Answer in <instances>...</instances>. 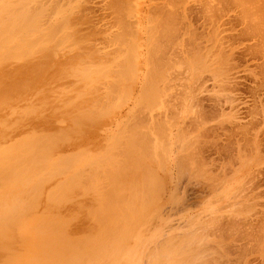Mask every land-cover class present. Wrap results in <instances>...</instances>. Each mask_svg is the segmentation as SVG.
Returning a JSON list of instances; mask_svg holds the SVG:
<instances>
[{"label": "rangeland", "instance_id": "obj_1", "mask_svg": "<svg viewBox=\"0 0 264 264\" xmlns=\"http://www.w3.org/2000/svg\"><path fill=\"white\" fill-rule=\"evenodd\" d=\"M114 1L116 0H0V20L1 18L5 19L4 22L0 21V25L8 23L7 26H10L11 29L2 40L7 43V46L0 44V54L6 48L20 46L23 39L36 43L40 39V34L42 40L51 38L50 42L45 43L44 46L37 45L36 48L34 43L30 54H27L22 58L23 60L21 59L16 64L18 67H23L32 59H36L35 56L39 55L37 50L44 49L43 47L45 50L49 49L46 55L42 54L46 57L42 63L34 65V73H30V75L27 68L24 69V73L27 72L25 74L21 72L22 70L17 72L18 79L22 81L34 77L37 81L36 86L17 95H11V100L8 98L10 102L0 99V137L4 134V137L2 136L0 139V264H84L85 261V264H178L182 258V262H180L182 264L185 262L190 264L193 258V261H198L199 264L204 262V264H264V0H120L121 4L129 10L128 14L125 13L126 15L121 16L122 20L124 19L122 24L127 23L128 34L132 35L124 37L126 42L123 39L119 40L122 31L121 26H118L120 25L118 23L119 14L117 9H114L116 7ZM117 1L119 4V0ZM19 15L23 18L20 19ZM168 18L171 20L169 21ZM166 21H169L168 24ZM153 23H157L156 28L152 26ZM163 23L164 26H162ZM59 24L64 27L61 28ZM158 24L161 25L160 29ZM52 26H56L58 29H52ZM162 28L170 30L168 29L165 33ZM48 29L52 30V33ZM66 33L69 34L66 35ZM70 34L72 35L69 36ZM128 37H132L129 38L132 41H129ZM133 37H135L134 40ZM71 38L75 39L71 40ZM59 40L62 41L59 43ZM19 51L23 52L24 46L20 47ZM53 53L55 54L53 55ZM88 53L90 54L89 59L87 58ZM218 53L222 57H218L216 55ZM213 54L214 56H212ZM128 55L132 57L134 63L136 62L131 71L132 76H128V74L126 76L123 71V69L125 70L124 59ZM223 55L226 60L225 65H221L224 63V61L221 62ZM71 56H74L73 59ZM66 58L72 60L67 62ZM81 58L83 62H81ZM203 58L206 62H203ZM49 60L51 61L49 62ZM65 60L67 63H62L64 65L62 67L61 62ZM44 61L46 62L43 64ZM197 61L198 63L199 61L203 62L199 63L201 68ZM57 62L58 64L60 62L59 66ZM76 63L79 64L76 65ZM93 63L97 65H91ZM152 64L155 65L152 66ZM196 64L200 69L194 66ZM79 65L80 67H78ZM81 65H84V68ZM14 67H8V70H13ZM88 67L91 71L93 69V73L90 70H84L86 73L81 72L83 75H80V71L88 69ZM194 67L196 68L194 69ZM70 68H73L74 72H71ZM150 68L154 70L151 71ZM94 70L100 71L95 74ZM120 70L123 72L120 73ZM196 71L199 74L196 75ZM65 72L71 75L70 79ZM87 72L94 75L90 74V77ZM134 72L135 76H133ZM154 72L158 75L161 73V75L155 76ZM76 73L79 75L78 77ZM145 73L148 75L146 80H144ZM223 73H226V77ZM124 74L125 76H123ZM88 75L89 82L85 80ZM149 75L151 78L153 75L152 80L155 83L149 80L151 79ZM57 76H61L58 81L62 79V76L67 79L58 82L55 81ZM79 77H83L84 80ZM92 77L95 78L92 79ZM125 77L127 80L123 79ZM75 78L78 79L75 80ZM223 78H226V81ZM65 80L67 81L64 82ZM73 80L74 83L75 81L81 82L80 84L76 82L77 84L72 87ZM146 81H149L147 85H145ZM56 82L58 83L55 84ZM85 82L87 85L83 84ZM47 83L49 84L47 85ZM150 83L153 85L150 86ZM40 85L42 88H39ZM60 85L65 90L69 86V89L65 91L61 89ZM52 86H55V89L51 88ZM48 87L52 89V92ZM153 87L155 88L153 89ZM44 88H48L46 94L49 93L46 96L49 97L55 91V96L54 93L52 95L53 99L44 98ZM32 90L37 91L32 94ZM61 93L62 95L58 97ZM141 95H144V98H141ZM13 96L14 98H12ZM31 97L32 101L28 99ZM36 98L38 101H35ZM46 98L49 101L45 100V104L44 102L39 103L40 99L42 102V99ZM55 100V106L54 104L51 106L50 104ZM77 101H79L78 104L75 103ZM34 102H38V105L32 104ZM60 102L62 103L60 104ZM48 104L49 107H46ZM6 105L8 107H5ZM10 106H15L13 107L15 110ZM50 107L52 108L50 109ZM57 107L58 112L54 113L52 110ZM77 107L79 111L80 109L84 110V113L85 111L91 112L88 114L89 119L85 118L86 114L85 116L84 113H80L81 117L84 116L83 120L86 122L88 120V123L81 124L83 131H81L79 123L76 125V121H74L76 117L73 112L71 115L69 113V109L73 110L74 108L73 111L77 112L75 115H78ZM98 107H102V111L101 109L96 110ZM104 107L107 110L104 111ZM20 108H23L24 111L28 110L29 117H24L22 110L18 113ZM59 108H61L60 111ZM44 109L46 110L44 111ZM47 109H50V114ZM66 110L67 117L64 113ZM11 112L16 113L19 117ZM42 112L45 114H41ZM9 114L11 115L8 117ZM63 114H65L64 117ZM68 114L72 118L74 117L71 119L73 123L75 122L73 133L69 129L67 130V128H73V123L66 121L68 118L70 120ZM95 115L99 118V120L96 119L97 122H95V118L94 121L90 118ZM79 118L78 115L77 122L80 121ZM44 119L45 121H43ZM53 119H59V122L65 121L60 123L57 121L58 124H56L55 120L53 125ZM90 119L92 121L90 123L93 125L89 123ZM14 123L18 125V127L14 126L15 129L11 127V124ZM86 124H90V126L88 127ZM19 126L21 127L19 128ZM49 126L51 127L49 128ZM58 127H61L62 130ZM64 128L65 130H63ZM27 129L31 131L27 132ZM2 132L3 134H1ZM127 134L129 137L131 134V136L138 135L140 139L145 136L144 139L147 141L145 140V142L143 139L141 142L137 136L135 138L133 136L130 139L138 140L137 143L135 140L133 143V141H129V137L125 136ZM160 135L161 137H159ZM120 136H123L122 140ZM16 139H19L20 145L15 144ZM116 139L119 141L118 143H116ZM23 142L27 143V146L29 143V147L27 148ZM130 142L138 148L131 147ZM12 143H14L13 146L15 145L14 148L17 146L15 150L11 146ZM123 143L129 144L128 149ZM143 143L146 145L148 143L145 149L144 145L142 146ZM8 144L9 149L5 151ZM118 145L123 146L124 149H122L123 147L118 148ZM30 147L34 148L30 149ZM111 148L114 149V153L111 152ZM147 148L150 151L146 152ZM21 149L23 150L21 151ZM48 151L51 152L48 153ZM107 151L110 152L107 153ZM24 153H27L28 157ZM106 153L109 155L108 157L116 155L114 158L111 157L113 159L109 158L108 162V157L105 159L106 155L102 156ZM148 153L152 156L149 157L151 161L148 159ZM127 154H129L128 157H126ZM124 155L125 158L122 157ZM12 156L14 157L12 158ZM17 156L25 161L23 160L22 163V159L18 160ZM98 156L101 157V162L97 160ZM2 157H4L3 162L1 161ZM8 157L12 159H8ZM142 157L147 158H144V164L141 163L143 162ZM104 159L107 161L105 162ZM17 160L20 162L16 164ZM13 161H16L15 164L12 163ZM98 161L100 167L103 168L98 167ZM5 163H8L9 168L4 167L3 169V166H6ZM134 164H136L134 167L136 169L133 168ZM93 173L99 176H96L95 179ZM104 180L108 182L106 185ZM86 181L87 183L94 181L95 184L92 183L93 185L89 186ZM100 183L101 185H99ZM3 185L4 187H2ZM66 185L68 187L70 185L69 189ZM77 185H86L88 194L81 191L80 193L76 188ZM91 187L93 189L90 190ZM63 190L66 193H63ZM99 190L101 191L99 192ZM92 192L95 194L92 195ZM30 193L33 194V197ZM64 194L67 195V198ZM104 195L106 198L103 197ZM90 204L92 207H89ZM83 205L85 206L83 207ZM90 212L91 214H89ZM94 213L95 218H91ZM88 214L89 216L86 217ZM123 219H127L126 222ZM127 221L128 224L130 223L129 225ZM99 222L101 226H99ZM109 230H112V234ZM60 235L62 236L60 237ZM99 236H102L101 239ZM95 237H98L97 241ZM89 238L91 239L89 240ZM168 245L171 251L167 249ZM173 245L174 247H172ZM176 246H180V248ZM171 247L177 251L173 252ZM190 250L193 254H188ZM102 253L105 254L104 257ZM88 254L87 258H90V262L92 259V263L86 258ZM81 255L84 259L83 262H81ZM78 256L81 257L78 258ZM176 259L178 263L175 262ZM188 260L190 262H187ZM193 261L191 264H198Z\"/></svg>", "mask_w": 264, "mask_h": 264}, {"label": "bare ground", "instance_id": "obj_2", "mask_svg": "<svg viewBox=\"0 0 264 264\" xmlns=\"http://www.w3.org/2000/svg\"><path fill=\"white\" fill-rule=\"evenodd\" d=\"M247 1H248V0H247ZM114 2H116V7H114V9H115V10L117 9V13L120 15V16L118 15L119 20H118V18H117V20L119 21L118 23L120 24V25H118V26H121V28H120V27H119V28H120L121 31H122V32L120 33V35H119V40H122V39H123V40L126 42V39H125V38L127 37V35H131V34H128V33H129V30L127 31V28H126V27H127V26H126L127 23L125 22L126 24H125V23L122 24V23L124 22V19L122 20V17H123V15L128 14V11H129V10L126 9V8L124 7V5L121 4L120 0H119V4H118V1H117V0L114 1ZM249 2H250V1H249ZM169 3H170V2H169ZM243 3H244V2H243ZM253 3H255V2H253ZM238 4H239V3H238ZM246 4H247V3H246ZM258 4H259V3H258ZM263 4H264V3H263ZM170 5H171V4H170ZM250 5H251V4H250ZM245 6H246V5H245ZM245 6H244V7H245ZM172 7H173V6H172ZM242 7H243V6H242ZM251 7H252V6H251ZM251 7H250V8H251ZM111 8H112V7H111ZM246 8H247V7H246ZM254 8H255V7H254ZM262 8H263V7H262ZM256 10H257V9H256ZM39 12H40V11H39ZM41 12H42V11H41ZM244 12H245V10H244ZM244 12H243V14H244ZM254 12H255V10H254ZM67 13H69V12H67ZM125 13H126V14H125ZM246 13H247V12H246ZM43 14H44V13H43ZM69 14H70V13H69ZM63 15H64V14H63ZM63 15H62V16H63ZM164 15H165V14H164ZM168 15H169V14H168ZM19 16H20V15H19ZM41 16H42V15H41ZM66 16H67V15H66ZM121 16H122V17H121ZM244 16H245V15H244ZM247 16H248V15H247ZM21 17H22V16H20V19H21ZM165 17H167V16H165ZM260 17H261V16H260ZM22 18H23V17H22ZM28 18H29V16H28ZM28 18L26 17V19H28ZM155 18H156V17H155ZM245 18H246V17H245ZM258 18H259V17H258ZM36 19H37V17H36ZM42 19H43V18H42ZM166 19H167V18H166ZM172 19H173V17H172ZM249 19H250V18H249ZM252 19H253V18H252ZM4 20H5V19L2 20V18H1L0 21L4 22ZM22 20H23V19H22ZM24 20H25V18H24ZM28 20H29V19H28ZM28 20H27V22H28ZM62 20L64 21V19H62ZM115 20H116V19H115ZM168 20H169V18H168ZM170 20H171V18H170ZM170 20H169V21H170ZM39 21H40V20H39ZM50 21H52V20H50ZM122 21H123V22H122ZM169 21H166V23L169 22ZM248 21H249V20H248ZM252 21H253V20H252ZM2 22H1V23H2ZM6 22H8V21L6 20ZM29 22H30V21H29ZM48 22H49V21H48ZM61 22H62V21H61ZM66 22H67V21H66ZM115 22H117V21H115ZM146 22H147V21H146ZM148 22H149V21H148ZM59 23H60V22H59ZM67 23H68V22H67ZM161 23H162V22H161ZM252 23H253V22H252ZM7 24H8V23H6V25H0V44H1L2 46H3V45H4V46H7V43H6L5 41H2V40L4 39L5 34H7V33L9 32V30H11V29H10V26H7ZM19 24H20V22H19ZM49 24H50V23H49ZM55 24H56V23H55ZM57 24H58V21H57ZM62 24H63V23H62ZM154 24H155V25H154ZM167 24H168V23H167ZM169 24H170V23H169ZM254 24H255V23H254ZM11 25H12V24H11ZM28 25H29V24H28ZM59 25H60V24H59ZM71 25H72V24H71ZM124 25H125V26H124ZM156 25H157V23H153L152 26H154V27L156 28V27H157ZM158 25H159V24H158ZM164 25H165V24L163 23L162 26H164ZM60 26H61V25H60ZM67 26H68V25H67ZM160 26H161V25H159V29H160ZM166 26H168V25H166ZM249 26H250V25H249ZM14 27H16V26H14ZM62 27H64V26H61V28H62ZM172 27H173V25H172ZM12 28H13V27H12ZM53 28L56 29L57 27H56V26H54V27L52 26V29H53ZM78 28H79V27H78ZM165 28H166V27H165ZM175 28H176V27H175ZM19 29H20V28H19ZM39 29H40V28H39ZM57 29H58V28H57ZM122 29H123V30H122ZM145 29H146V28H145ZM151 29H152V27L150 28V30H151ZM153 29H154V28H153ZM168 29H169V28H168ZM168 29H164V28H162V30H165V31H164L165 33H166V31H168ZM170 29H171V27H170ZM170 29H169V30H170ZM14 30H16V29H14ZM48 30H49V29H48ZM146 30H147V29H146ZM150 30H149V31H150ZM252 30H253V29H252ZM263 30H264V29H263ZM12 31H13V29H12ZM16 31H17V30H16ZM49 31H51V33H52V30H49ZM18 32H19V31H18ZM53 32H54V31H53ZM63 32H64V31H63ZM74 32H75V31H74ZM131 32H132V31H131ZM150 32H151V31H150ZM16 33H17V32H16ZM51 33H49L50 36H52ZM151 33H152V32H151ZM12 34H13V33H12ZM47 34H48V32H47ZM68 34H69V33H68ZM68 34L66 33V35H68ZM77 34H78V33H77ZM77 34H76V35H77ZM22 35H23V34H22ZM44 35H45V33H44ZM44 35H43V36H44ZM61 35H63V34H61ZM71 35H72V34H70L69 36H71ZM154 35H155V34H154ZM154 35H153V36H154ZM40 36H41V34H40ZM40 36H39V38H40L39 40H38V38H35V39L38 40L36 43H35V41L33 42V41H28V40H26V39H23V40L21 41L22 44H20V46L18 45V46H15V47L13 46V47L6 48V49L3 51V53L0 54V99H2V100H3V99L8 100V98H10L11 95H17V94H19V93H21V92H23V91H25V90H27V89H32L34 86H36L37 81H35L34 77H30V78H32V79L27 78L28 80H26V81H22V80L18 79L17 76H19V74L17 75V72H20V71L22 70L21 72H23V74H25V73H27V72L24 73V69L27 68L29 74H30V73H34L33 71H34V69H35L36 64H39L40 62L42 63L43 59L46 58L45 56H42V54H45V55H46V54L48 53V50H49V49H48V50H45V47H43L44 49H39V50H37V53H39V55H38L37 57L35 56V58L38 59V60H36V59H32V60L30 61V63H28L27 65L24 64L23 67H18L16 64H17V63H18L23 57H26L27 54H30L31 49H32L34 43L36 44L35 47L37 48V45H39V46H42V45H43V46H44L45 43L50 42V39H51V38H50V39L48 38V39L45 40V39L42 37V38H43V40H42ZM53 36H54V35H53ZM59 36H60V35H59ZM77 36H78V35H77ZM79 36H80V34H79ZM131 36H132V35H131ZM8 37H9V36H8ZM10 37H11V36H10ZM14 37H15V36H14ZM26 37H27V36H26ZM37 37H38V36H37ZM64 37H65V36H64ZM81 37H82V36H81ZM124 37H125V38H124ZM24 38H25V37H24ZM58 38H59V37H58ZM60 38H61V37H60ZM62 38H63V37H62ZM66 38H67V37H66ZM72 38H73V37H72ZM72 38H71V40H74V39H75V38H74V39H72ZM115 38H116V37H115ZM120 38H121V39H120ZM129 38H130V37H128V39H129ZM131 38H132V37H131ZM131 38H130V39H131ZM134 38H135V37H133V40H134ZM35 39H34V40H35ZM78 39H79V37H78ZM130 39H129V41H132V40H130ZM64 40H65V38H64ZM114 40H115V39H114ZM166 40H167V39H166ZM8 41H9V40H8ZM51 41H52V40H51ZM56 41H57V40H56ZM56 41H54V42H56ZM60 41H62V40H59L58 42L60 43ZM124 41H122V42H124ZM127 41H128V40H127ZM184 41H185V40H184ZM196 41H197V40H196ZM208 41H209V40H208ZM210 41H211V40H210ZM68 42H69V41H68ZM14 43H15V42H14ZM56 43H57V42H56ZM63 43H64V42H63ZM216 43H217V42H216ZM70 44H71V43H70ZM125 44H126V43H125ZM129 44H130V43H129ZM53 45H54V44H53ZM59 45H60V44H59ZM222 45H223V44H222ZM22 46H24V51H23V52H21V51L18 52V49H19L20 47L22 48ZM50 46H51V45H50ZM128 46H129V45H128ZM151 46L153 47V45H150V47H151ZM35 47H34V49H35ZM57 47H58V45H57ZM65 47H66V46H65ZM72 47H73V46H72ZM218 47H219V46H218ZM47 48H48V47H47ZM95 48H96V47H95ZM227 48H228V47H227ZM50 49H51V47H50ZM84 49H85V48H84ZM128 49H129V48H128ZM148 49H149V48H148ZM148 49H147V50H148ZM153 49H155V48H153ZM219 49H220V48H219ZM52 50H53V49H52ZM77 50H78V48H77ZM149 50L153 51L151 48H150ZM149 50H148V51H149ZM155 50H156V49H155ZM195 50H196V49H195ZM209 50H210V49H209ZM220 50H222V49H220ZM223 50H224V49H223ZM50 51H51V50H50ZM94 51H95V50H94ZM148 51H147V52H148ZM151 51H150V52H151ZM206 51H207V50H206ZM213 51H214V50H213ZM215 51H216V50H215ZM20 52H21V53H20ZM52 52H53V51H52ZM54 52H55V51H54ZM77 52H78V51H77ZM79 52H80V51H79ZM79 52H78V53H79ZM81 52H82V51H81ZM125 52H126V51H125ZM34 53H35V52H34ZM37 53H36V54H37ZM50 53H51V52H50ZM73 53H74V52H73ZM152 53L155 54V52H152ZM204 53H205V52H204ZM219 53H221V51H219ZM219 53L216 54V55H217L218 57H222V56L219 55ZM54 54H55V53H53V55H54ZM80 54H81V53H80ZM94 54H95V53H94ZM123 54H124V53H123ZM150 54H151V53H150ZM200 54H201V53H200ZM202 54H203V53H202ZM206 54H207V55H210L209 53H206ZM214 54H215V52H214ZM214 54H213L212 56H214ZM33 55H35V54H33ZM71 55H72V54H71ZM74 55H75V57H76V54H74ZM89 55H90V54L88 53V57H87L88 59H89ZM207 55H205V56H207ZM82 56H83V55H82ZM84 56H85V55H84ZM123 56H126V55H123ZM152 56H153V54H152ZM195 56H196V55H195ZM201 56H202V55H201ZM28 57H29V56H28ZM53 57H54V56H53ZM53 57H52V58H53ZM72 57H74V56H71V58H72ZM77 57H78V56H77ZM90 57H91V56H90ZM192 57H193V56H192ZM198 57H200V56H198ZM207 57H208V56H207ZM33 58H34V57H33ZM114 58H115V57H114ZM122 58H123V57H122ZM125 58H126V59H124V60H125V61H124V64H125V70L123 69V71H125L126 76H127V74H128V76H129V75H131V73H132L131 71H132V69L134 68V64H135L136 62L134 63V61H133V59H132V57H131L130 55H128V56L125 57ZM204 58H205V57H204ZM204 58H203V59H204ZM59 59H60V58H59ZM66 59H67V62H68V61L70 62L73 58L70 59V60H68L69 58H66ZM74 59H75V58H74ZM81 59H82V58H81ZM199 59H200V58H199ZM208 59H209V58H208ZM208 59H207V61H208ZM215 59H216V58H215ZM220 59H221V58H220ZM220 59H219V60H220ZM22 60H23V59H22ZM28 60H29V59H28ZM53 60H54V58H53ZM60 60H61V59H60ZM76 60H77V58H76ZM85 60H87V59H85ZM193 60L196 61V59H193ZM197 60H198V59H197ZM209 60H210V59H209ZM50 61H51V60H49V62H50ZM55 61H56V60H55ZM73 61H75V60H73ZM78 61H79V60H78ZM78 61H77V62H78ZM113 61H114V59H113ZM156 61H157V60H156ZM204 61H205V59L203 60V62H204ZM223 61H224V63H223ZM225 61H226V60H225V56L223 55V59L221 60V62H222L223 64H221V63H220V64H221V65H225ZM45 62H46V61H44L43 64H44ZM60 62H61V61H60ZM60 62H59V64H58V62H57L58 66L60 65ZM65 62H66V60L63 61V62H61V65H62V63L64 64ZM67 62H66V63H67ZM81 62H83V59H82ZM81 62H80V64H81ZM84 62H85V61H84ZM120 62H121V61H120ZM200 62H202V61H199V63H200ZM203 62H202V63H203ZM205 62H206V61H205ZM217 62H220V61H217ZM66 63H65V64H66ZM89 63H90V62H89ZM89 63H87V64H89ZM115 63H116V62H115ZM199 63H198V61H197L198 66L201 64V63H200V64H199ZM226 63H228V62H226ZM22 64H23V63H22ZM22 64H21V65H22ZM43 64H42V66H43ZM68 64H70V63H68ZM68 64H67V66L69 67ZM77 64H79V63H76V65H77ZM197 64L194 65V66L198 67ZM15 65H16V67H14ZM34 65H35V66H34ZM39 65H40V64H39ZM72 65H73V63H72ZM84 65H85V64H84ZM84 65H83V66H84ZM91 65H95V64L93 63V64H91ZM96 65H97V64H96ZM96 65H95V66H96ZM98 65H99V64H98ZM108 65H109V64H108ZM148 65H149V64H148ZM154 65H155V64H154ZM154 65L152 64V66H154ZM160 65H161V64H160ZM211 65H213V64H211ZM28 66H30V67L28 68ZM42 66H41V68H42ZM55 66H56V65H55ZM63 66H64V65H62V67H63ZM83 66L81 65L82 68H84ZM89 66H90V65H89ZM106 66H107V65H106ZM152 66H151V68H153ZM8 67H14V69H13V70H10V69H9V70H10V71H9V70H8ZM52 67H53V66H52ZM78 67H80V65H79ZM93 67H94V66H93ZM104 67H105V66H104ZM104 67H103V68H104ZM119 67H120V66H119ZM149 67H150V66H149ZM155 67H156V66H155ZM196 67H194V69H195ZM199 67L201 68V65H200ZM199 67H198V68H199ZM64 68H65V67H64ZM73 68H74V67H73ZM73 68H70V69H71V72L73 71V70H72ZM82 68H81V69H82ZM90 68H91V67H90ZM95 68H96V67H95ZM99 68H100V66H99ZM99 68H98V69H99ZM101 68H102V67H101ZM138 68H139V67H138ZM151 68H150V69H151ZM200 68H199V69H200ZM76 69H77V67H76ZM150 69H149V70H150ZM165 69H166V68H165ZM19 70H20V71H19ZM60 70H62V68H60ZM67 70H68V69H67ZM74 70H75V68H74ZM77 70L79 71V69H77ZM84 70L86 71V70H90V69H89V67H88V69L86 68V69H83V71L81 70V71H80V75H83V74H81V72H82V73L85 72ZM121 70H122V68H121ZM121 70H120V73L123 72V71H121ZM153 70H154V69H151V71H153ZM160 70H161V69H160ZM90 71H91V70H90ZM92 71H93V69H92ZM92 71H91V72H92ZM98 71H100V70H98ZM98 71H97V70H96V71L94 70L95 74H98ZM114 71H115V70H114ZM118 71H119V70H118ZM146 71H147V70H146ZM197 71H198V69H197ZM197 71H196V75H197V73H198ZM222 71H223V69H222ZM224 71H225V70H224ZM227 71H228V70H227ZM37 72L40 73L39 70H37ZM47 72H48V70H47ZM58 72H59V71H58ZM63 72H64V71H63ZM73 72H74V71H73ZM88 72H89V71H88ZM88 72H87V73H88ZM116 72H117V71H116ZM147 72H148V71H147ZM48 73H50V71H49ZM48 73H47V74H48ZM65 73H66V72H65ZM65 73H64V74H65ZM77 73H78V72H77ZM77 73H76V75H77V77H78L79 75H78ZM85 73H86V72H85ZM85 73H84V74H85ZM92 73H93V72H92ZM108 73H109V72H108ZM137 73H138V71H137ZM150 73H151V72H150ZM152 73H153V72H152ZM155 73H156V72H154V74H155ZM44 74H45V73H44ZM67 74H68V73H66V76H68V77L71 76V75H69V74L67 75ZM72 74H73V73H72ZM74 74H75V73H74ZM88 74L90 75L91 73H88ZM125 74H124L123 76H125ZM132 74H133V73H132ZM198 74H199V73H198ZM223 74H225V77H226V73H223ZM223 74H222V75H223ZM30 75H31V74H30ZM48 75H49V74H48ZM54 75H55V74H54ZM89 75H88V77L85 76V77H87V78H85V80L88 81V79H89ZM91 75H94V74H91ZM91 75H90V77H91ZM103 75H104V74H103ZM103 75H102V76H103ZM145 75H146V77H145L144 80H146L147 77H148V75H147L146 73H145ZM156 75H158V73H156L155 76H156ZM159 75H161V73H160ZM159 75H158V76H159ZM194 75H195V72H194ZM222 75H221V76H222ZM23 76H25V75H23ZM36 76H37V75H36ZM38 76H39V75H38ZM104 76H105V75H104ZM104 76H103V78H104ZM121 76H122V75H121ZM131 76H132V75H131ZM133 76H135V72H134V75H133ZM151 76H152V78H153V75H151ZM158 76H157V77H158ZM223 76H224V75H223ZM27 77H28V75H27ZM47 77H48V76H47ZM59 77H61V76H57V79L55 78V81H56V80L58 81ZM72 77H73V76H72ZM95 77H98V76H95ZM95 77H92V79L95 78ZM149 77H150V75H149ZM198 77H199V76H198ZM70 78H71V77H69V79H70ZM79 78H82V79L84 80L83 77H79ZM150 78H151V77H150ZM152 78L149 79V80H152ZM62 79L64 80V79H67V78H63V76H62ZM62 79H60V80H62ZM77 79H78V78H75V80H77ZM98 79H99V78H98ZM123 79H124V80H127L126 77L123 78ZM131 79H132V78H131ZM156 79H159V78H156ZM225 79H226V78H225ZM225 79L223 78L224 81H226ZM49 80H51V79H49ZM49 80H48V81H49ZM60 80H59V81H60ZM63 80H62V81H63ZM83 80H82V81H83ZM94 80H96V79H94ZM114 80H116V79H114ZM121 80H122V78H121ZM154 80H155V78H154ZM227 80H228V79H227ZM53 81H54V80H53ZM55 81H54V82H55ZM59 81H58V82H59ZM66 81H67V80H65L64 82H66ZM71 81H72V79H71ZM71 81H70V82H71ZM90 81L93 82L92 80H90ZM128 81H129V80H128ZM220 81H221V80H220ZM58 82H56L55 84H57ZM76 82L78 83V81H75V83H74V80H73V83H72L71 86L74 87L73 85H74V84H77ZM80 82H81V81H79L78 84H80ZM88 82H89V81H88ZM118 82H120V81H118ZM124 82H125V81H124ZM148 82H149V81H146V82H145V83H146L145 85H147ZM152 82H154V81L152 80ZM50 83H51V81H50ZM98 83H99V82H98ZM115 83H116V82H115ZM115 83H114V85H115ZM121 83H122V82H121ZM128 83H129V82H128ZM133 83H134V82H133ZM154 83H155V82H154ZM220 83H222V81H221ZM41 84H42V83H41ZM48 84H49V83H47V85H48ZM52 84H53V83H52ZM70 84H71V83H70ZM83 84H86V82L83 83ZM83 84H82V85H83ZM64 85H65V84H64ZM86 85H87V84H86ZM129 85H130V84H129ZM143 85H144V84H143ZM152 85H153V83H152ZM152 85H151V83H150V86H152ZM154 85H155V84H154ZM50 86H51V84H50ZM55 86H56V85H55ZM55 86H54V87L52 86L51 88L55 89ZM58 86H59V84H58ZM60 86H61V85H60ZM75 86H76V85H75ZM95 86H96V85H95ZM95 86H93L94 89H95ZM141 86H142V85H141ZM225 86H226V85H225ZM43 87H44V86H43ZM45 87H46V86H45ZM66 87H67V86H66ZM77 87H78V85H77ZM130 87H131V86H130ZM144 87L146 88V86H144ZM148 87H149V86H148ZM148 87H147V88H148ZM39 88H42V86L40 85ZM48 88H50V87H48ZM48 88H46V89H48ZM51 88L49 89V91L52 92V89H51ZM59 88H60V87H59ZM87 88H88V87H87ZM91 88H92V87H91ZM93 88H92V89H93ZM124 88H125V87H124ZM154 88H155V87H153V89H154ZM46 89H45V88L43 89V91L45 90V91H44V92H45V94H44V95H45L44 98H45V97H47V98L49 97V96H46V95H48V93H49V92H48V93L46 94V92H47ZM57 89H58V88H57ZM57 89H56V90H57ZM61 89L65 90L62 86H61ZM61 89H60V91H61ZM67 89H69V86L66 88V90H67ZM71 89H72V88H71ZM73 89H74V88H73ZM73 89H72V90H73ZM148 89L150 90V88H148ZM157 89H158V88H157ZM66 90H65V91H66ZM76 90H77V88H76ZM89 90H90V89H89ZM95 90H96V89H95ZM97 90H98V89H97ZM151 90H152V87H151ZM218 90H219V89H218ZM29 91H30V90H29ZM36 91H37V90H36ZM36 91H35V90H32L31 93L33 94V92H36ZM119 91H120V90H119ZM141 91H143V90L141 89ZM144 91H145V90H144ZM44 92H43V93H44ZM57 92H58V91H56V94H58ZM92 92H93V91H92ZM96 92H97V91H96ZM122 92H123V91H122ZM152 92H153V90H152ZM25 93H26V92H25ZM40 93H41V92H40ZM40 93H39V94H40ZM43 93H42V94H43ZM53 93H54V96H55V91H53ZM53 93L51 94V96H50L49 98H51V99L54 98V96H52ZM72 93H73V92H72ZM72 93H71V94H72ZM75 93H76V91H75ZM94 93H95V91H94ZM190 93H191V92H190ZM34 94H35V93H34ZM39 94H38V96H39ZM63 94H64V93H63ZM65 94H66V93H65ZM73 94H74V93H73ZM115 94H117V93H115ZM122 94H123V93H122ZM141 94H143V93H141ZM145 94H147V93H145ZM61 95H62V93H61L60 95H58V97H60ZM68 95H69V94H68ZM124 95H125V94H124ZM20 96H21V95H20ZM141 96H142V95H141ZM143 96H144V95H143ZM143 96H142L141 98H144ZM145 96L147 97V95H145ZM25 97H26V96H25ZM35 97H36V96H35ZM39 97H40V96H39ZM56 97H57V96H56ZM65 97H67V96L65 95ZM65 97H64V98H65ZM126 97H127V96H126ZM139 97H140V96H139ZM146 97H145V98H146ZM12 98H14V96H13ZM47 98H46V99H42V102H41V99H40V102H39V103H43V102H44V104H45V103H46L45 100L49 101ZM64 98H63V99H64ZM67 98H68V97H67ZM157 98H158V97H157ZM28 99H31V101H32V97H31V98H28ZM57 99H58V98H57ZM112 99H113V98H112ZM10 100H11V98H10ZM15 100H16V99H15ZM34 100H35V99H34ZM34 100H33V101H34ZM8 101H9V100H8ZM12 101H13V100H12ZM35 101H38L37 98H36ZM9 102H10V101H9ZM13 102H14V101H13ZM19 102H20V101H19ZM21 102H23V101H21ZM78 102H79V101H77V102H75V103L78 104ZM80 102H81V101H80ZM150 102H151V101H150ZM15 103H16V101H15ZM37 103H38V102H37ZM37 103L34 102V103H32V104H35V105H36ZM57 103H58L57 105H59V102H57ZM61 103H62V102H60V104H61ZM109 103H110V102H109ZM53 104H54V106H55V104H56V100L54 101V103H51L50 105L52 106ZM79 104H80V103H79ZM88 104L90 105L89 102H88ZM188 104H189V103H188ZM7 105H8V104H7ZM7 105H6L5 107H8ZM13 105H14V103H13ZM37 105H38V104H37ZM42 105H43V104H42ZM144 105H145V104H144ZM54 106H53V107H54ZM90 106H91V108H92V105H90ZM110 106H111V105H110ZM116 106H117V105H116ZM145 106H146V105H145ZM2 107H3V106H2ZM10 107L13 108V107H15V106H13V107L10 106ZM17 107H18V106H17ZM20 107H22V106H20ZM23 107H24V106H23ZM28 107H29V106H28ZM46 107H49V104H48V106H46ZM46 107H45V108H46ZM58 107H62V106H58ZM58 107H57V109L53 108V109H55V110H57V111H55V110H52V111H54V113H57V112H58ZM121 107H122V105H121ZM177 107H178V106H177ZM25 108H26V106H25ZM51 108H52V107H50V109H51ZM69 108H71V106H69ZM115 108H116V107H115ZM6 109L11 110L10 108H6ZM13 109H14V108H13ZM50 109H47V111H49ZM71 109H72V108H71ZM76 109H77V111H78V113H79L78 115H79V117H80L78 120H80L81 122H80V121L77 122L78 115H75V112H76V111H75V112L73 111L74 108H73V110H70V109H69L70 112L68 111V112L70 113V115H71V113L73 112L74 116L76 117V119L73 117V118H74V121H76V125H79V124H80V126H81V124L88 123V120H87V122H86L85 120H83V119H84V118H83V117H84L83 115L86 114L87 116L85 115V116H86L85 118L87 119V117H88V119H89L88 114L91 113V112H89V111L86 112V111H85V113H84V110L82 111V110L80 109V111H79L78 107H77ZM76 109H75V110H76ZM97 109H98V110L101 109V111H102V107H101V108L98 107V108H96V110H97ZM105 109H106V108L104 107V111H105ZM0 110H1V109H0ZM14 110H15V109H14ZM21 110H22V111H21ZM45 110H46V109H44V111H45ZM60 110H61V108H59V111H60ZM93 110H94V108H93ZM106 110H107V109H106ZM178 110H179V109H178ZM11 111H13V110H11ZM19 111H21V112L24 114V117H29V116H28V114H29L28 110H25V111H24L23 108H22V109L20 108V109L18 110V113H19ZM23 111H24V112H23ZM36 111H37V110H36ZM9 112H10V111H9ZM15 112H16V111H15ZM21 112H20V113H21ZM38 112H40V111H38ZM65 112H67V110L64 111V113H65ZM174 112H175V111H174ZM11 113H14V112H11ZM16 113H17V112H16ZM16 113H14L15 116L19 117L18 115H16ZM22 113H21V114H22ZM34 113H35V112H34ZM51 113L54 114L53 112H51ZM76 113H77V112H76ZM80 113H84V114L82 115L83 117H81ZM262 113H263V112L261 111V114H262ZM21 114H20V115H21ZM25 114H26V115H25ZM41 114H45V113L42 112ZM49 114H50V111H49ZM65 114H66V113H65ZM65 114H63V117L65 116ZM73 114H72V116H73ZM256 114H258V112H256ZM0 115H1V114H0ZM10 115H11V114H9L8 117H9ZM91 115H93V114H91ZM252 115H253V114H252ZM13 116H14V115H13ZM44 116H45V115H44ZM48 116H49V115H48ZM52 116H54V115H52ZM93 116H94V115H93ZM42 117H43V115H42ZM55 117H56V116H55ZM66 117H67V114H66ZM68 117H70V120H69V118H68L66 121H71V122L73 123V121L71 120V119H73V118H72L71 116H69V114H68ZM135 117H136V116H135ZM56 118H57V117H56ZM60 118H62V117L60 116ZM60 118H59V119H60ZM82 118H83V119H82ZM90 118H92L93 121H94V118H95V122H97V121L99 120V118L97 117V115H95V117H90ZM97 118H98V120H96ZM39 119H40V117H39ZM41 119H43V118H41ZM59 119H58V120L53 119L54 121L52 122V124L55 122V120H56L55 123L58 124ZM134 119H135V118H134ZM3 120H4V119H3ZM20 120H21V119H20ZM48 120H49V119H48ZM50 120H51V119H50ZM43 121H45V119H44ZM57 121H58V122H57ZM62 121H65V120H61L60 122H62ZM199 121H200V120H199ZM2 122H3V121H2ZM2 122H1V123H2ZM5 122H6V121H5ZM7 122H9V121H7ZM46 122H48V121L46 120ZM60 122H59V123H60ZM90 122H92L91 119H90L89 123H90ZM161 122H162V121H161ZM21 123H22V122H21ZM21 123H19V124L21 125ZM49 123L51 124V122H49ZM74 123H75V122H74ZM74 123H73V125H72L73 128H67V130L69 129V131L72 132V133H73V131H75V124H74ZM78 123H79V124H78ZM124 123H125V122H124ZM4 124H5V123H4ZM14 124H15V123H14ZM14 124H11V127H13V128H14V126H17V127H18V125H16V124L14 125ZM22 124H23V123H22ZM46 124H47V123H46ZM90 124H91V123H90ZM90 124H89V125L86 124V125H88V127H89ZM196 124H197V123H196ZM2 125H3V124H2ZM12 125H13V126H12ZM53 125H54V124H53ZM53 125H52V126H53ZM86 125H85V126H86ZM91 125H93V124H91ZM183 125H184V124H183ZM72 126H71V127H72ZM9 127H10V126H9ZM11 127H10V129H11ZM20 127H21V126H19V128H20ZM39 127H43V126H39ZM50 127H51V126H49V128H50ZM67 127H68V126H67ZM7 128H8V127H7ZM7 128H6V129H7ZM37 128H38V127H37ZM49 128H48V129H49ZM58 128L61 129V127H58ZM76 128H77V127H76ZM81 128H82L81 131H83V127H82V126H81ZM6 129H5V130H6ZM14 129H15V128H14ZM16 129H17V128H16ZM38 129H40V128H38ZM71 129H72V131H71ZM78 129H79V128H78ZM78 129H77V130H78ZM84 129H85V128H84ZM123 129H125V128H123ZM165 129H166V128H165ZM8 130H9V129H8ZM8 130H7V131H8ZM29 130H30V129H27V132H28ZM61 130H62V129H61ZM63 130H65V128H64ZM77 130H76V131H77ZM156 130H157V129H156ZM163 130H164V129H163ZM186 130H187V129H186ZM15 131H16V130H15ZM30 131H31V130H30ZM69 131H68V133H69ZM81 131H79V133H82ZM88 131H89V129H88ZM88 131H87V132H88ZM0 132H1V131H0ZM9 132L11 133V131H9ZM22 132L24 133L25 131H22ZM27 132H26V134H28ZM34 132H35V133H38L37 131H34ZM64 132L66 133L67 131H64ZM10 133H9V134H10ZM23 133H22V134H23ZM72 133H71V134H72ZM185 133H186V132H185ZM1 134H3V132H2ZM26 134H25V135H26ZM82 134H83V133H82ZM88 134H89V132H88ZM120 134H121V133H120ZM157 134H158V133H157ZM157 134H155V135H157ZM186 134H187V133H186ZM3 135H4V134H3ZM3 135H1L0 139L2 138ZM23 135H24V134H23ZM69 135H70V133H69ZM74 135H75V134H74ZM76 135H77V132H76ZM95 135H96V134H95ZM131 135H132V134H131ZM131 135H130V137H129L128 134L125 135V136H126L127 138L129 137V139H130V138H132V137L134 136V135H133V136H131ZM19 136L21 137V135H19ZM27 136H29V135H27ZM30 136H31V135H30ZM55 136H56V135H55ZM57 136L60 137L59 135H57ZM92 136H93V135H92ZM123 136H124V135H123ZM123 136H122V137L120 136V137H121V140H122ZM136 136L139 138L138 135H136ZM136 136H134V138H135ZM162 136H163V135H162ZM3 137H4V136H3ZM90 137H91V136H90ZM144 137H145V136H144ZM144 137H143V139H144ZM159 137H161V135H160ZM174 138H175V137H174ZM23 139H24V138H23ZM26 139H27V138H26ZM29 139H30V138H29ZM57 139H58V138H57ZM118 139H119V137H118ZM129 139H128V140H129ZM143 139H142V138H141V139L139 138L138 140H140L141 142H143ZM18 140H19V139H18ZM18 140L16 139L17 142H15V144L19 142ZM20 140H21V142H22V139H20ZM46 140H47V139H46ZM46 140H45V141H46ZM68 140H70V139H68ZM128 140H127V141H128ZM134 140H135L136 143H137L138 140H136V139H134ZM134 140H133V139H130L129 141H133V143H134V142H135ZM145 140H146V139H144V141H145ZM24 141H25V140H24ZM116 141H117V139H116ZM116 141H115V142H116ZM124 141H125V140H124ZM129 141H128V143H129ZM146 141H147V140H146ZM146 141H145V142H146ZM25 142H27V140H26ZM25 142H23V143L25 144ZM28 142H29V140H28ZM118 142H119V141H117L116 143H118ZM112 143H113V142H112ZM133 143L130 142V145H132L131 147H134V146H133V145H134ZM136 143H135V144H136ZM139 143H140V142H138V144H139ZM186 143H187V142H186ZM2 144H3V143H2ZM13 144H14V143H12L11 146L14 148L15 145L13 146ZM18 144L20 145V143H18ZM24 144H22V145H24ZM31 144H32V143H31ZM119 144H121V143H119ZM123 144L126 145L125 143H123ZM138 144H137V145H138ZM149 144L151 145V143H149ZM163 144H164V143H163ZM204 144H205V143H204ZM22 145H21V146H22ZM29 145H30L29 143H28V146H27V143L25 144V146H27V148L29 147ZM128 145H129V144H128ZM128 145H126V148H127ZM140 145H141V143H140ZM143 145H144V149H145L146 146L148 145V143H147V145H146L145 143H143L142 146H143ZM33 146H35V145H33ZM189 146H190V145H189ZM7 147H8V148H6L5 151H7V149H9V144H8ZM12 147H11V148H12ZM119 147H120V145H118V148H119ZM121 147H123V146H121ZM121 147H120V149H121ZM135 147H136V146H135ZM135 147H134V148H135ZM150 147H151V146H150ZM150 147H148V148H150ZM11 148H10V149H11ZM16 148H17V146H16ZM16 148H14V150H15ZM31 148H34V147H30V149H31ZM113 148H114V147H113ZM126 148H125V150H126ZM129 148H130V147H129ZM136 148H138V146H137ZM140 148H141V147H140ZM148 148H147V149H148ZM185 148H186V147H185ZM30 149H29V151H30ZM37 149H38V148L36 147V150H37ZM41 149H43V148H41ZM111 149H112V148H111ZM115 149H116V148H115ZM120 149H118V150H120ZM122 149H124V147H123ZM127 149H128V148H127ZM130 149H132V148H130ZM150 149H151V148H150ZM17 150H19V149H17ZM22 150H23V149H21V151H22ZM26 150H28V149H26ZM33 150H34V149H33ZM33 150H32V151H33ZM36 150H35V153H36ZM113 150H114V149H112V151H111V150H110V151L113 152ZM135 150H136V149H135ZM135 150H133V151L135 152ZM138 150H139V149H137L136 151H138ZM2 151H3V150H2ZM38 151H39V150H38ZM40 151H41V150H40ZM110 151H109V152H110ZM129 151H130V150H129ZM144 151H145V150H144ZM147 151H150V150L148 149V150H146V152H147ZM181 151H182V150H181ZM9 152H10V151H9ZM24 152H25V151H24ZM30 152H31V151H30ZM49 152H51V151H48V153H49ZM109 152L107 151V153H109ZM122 152H123V151H122ZM122 152H121V154H122ZM141 152H142V151H141ZM152 152H153V151H152ZM3 153H4V152H3ZM38 153H39V152H38ZM107 153H106V154H102V156H105V155H106V157H104L105 159L109 156ZM113 153H114V152H113ZM113 153H111V154L114 155ZM144 153H145V152H144ZM144 153H143V154H144ZM1 154H2V153H1ZM4 154H5V153H4ZM6 154H7V153H6ZM11 154H13V153H11ZM14 154H17V153L14 152ZM24 154H27V153H24ZM40 154H41V153H40ZM44 154H45V152H44ZM119 154H120V153H119ZM130 154H131V153H130ZM148 154H149V153H148ZM148 154H147V155H148ZM151 154H152V153H151ZM8 155H9V154H8ZM37 155H38V154H37ZM115 155H116V154H115ZM115 155H114V156H115ZM128 155H129V154H127L126 157H128ZM135 155H136V154H135ZM135 155H131V156L134 157ZM138 155H139V154H138ZM141 155H142V154H141ZM2 156H3V155H2ZM9 156H11V155H9ZM19 156L21 157V154H20ZM25 156H26V155H25ZM114 156H110V157H108V159H107L108 162H109V160H110L109 158H111V157L114 158ZM139 156H140V155H139ZM143 156H145V155H143ZM6 157H7V155H6ZM13 157H14V156H12V158H13ZM15 157H16V156H15ZM27 157H28V154H27ZM29 157H30V156H29ZM35 157H36V156H35ZM99 157H100V156H98V158H99ZM122 157L125 158V155L122 156ZM137 157H138V156H137ZM145 157H146V156H145ZM145 157H144V158H145ZM149 157H152V156H150V154H149L148 159H149ZM161 157H162V156H161ZM260 157H261V156H260ZM12 158H11V157H10V158L8 157V159H12ZM17 158H18V160H21V159H22V158L20 159L18 156H17ZM23 158H24V156H23ZM33 158H34V157H33ZM98 158H97V160H100V162H101V157H100V159H98ZM113 158H111V159H113ZM129 158H131V157L129 156ZM140 158H141V157H140ZM140 158H139V160H141ZM144 158L142 157L143 162H141V163H143V164H144L145 159H147V158H145V159H144ZM6 159H7V158H6ZM27 159H28V158H27ZM73 159H74V158H73ZM102 159H103V158H102ZM105 159H104V161H105ZM118 159H119V158H118ZM150 159H151V158H150ZM150 159H149V161H151ZM153 159H154V158H153ZM2 160H4V157H2L1 161H2ZM15 160H16V159H15ZM18 160H17V162L15 161L16 164H17L18 162H20V161H18ZM23 160L25 161V159H22V161H21L22 163H23ZM69 160H70V159H69ZM107 160H106V161H107ZM114 160H115V159H114ZM122 160H123V159H122ZM137 160H138V159H137ZM64 161H65V160H64ZM106 161H105V162H106ZM119 161H121V160H119ZM123 161H124V160H123ZM123 161H122V162H123ZM126 161H127V160H126ZM126 161H125V163H127ZM128 161H129V160H128ZM133 161H134V158H133ZM133 161H132V162H133ZM179 161H180V160H179ZM2 162H3V161H2ZM2 162H1V163H2ZM4 162H5V161H4ZM15 162L13 161L12 163L15 164ZM26 162H27V160H26ZM30 162H32L31 159H30ZM30 162H28V163H30ZM110 162H111V161H110ZM134 162H135V161H134ZM137 162H138V161H137ZM183 162H184V159H183ZM38 163H39V162H38ZM112 163H113V162H112ZM114 163H115V162H114ZM138 163H139V162H138ZM187 163H188V162H187ZM14 164H13V165H14ZM19 164H20V163H19ZM19 164H18V165H19ZM25 164H26V163H25ZM65 164H66V163H65ZM115 164H116V163H115ZM117 164H118V163H117ZM161 164L163 165V163H161ZM184 164H185V163H184ZM247 164H248V163H247ZM5 165H6V166H3V169H4V167H8V168H9V166H7L8 163H5ZM56 165H57V164H56ZM104 165H105V163H104ZM109 165H110V163H109ZM112 165H113V164H112ZM125 165H126V164H125ZM135 165H136V164H134L133 168L135 167ZM138 165H139V164H138ZM162 165H161V166H162ZM188 165H189V164H188ZM190 165H191V164H190ZM10 166H11V165H10ZM30 166H31V165H30ZM90 166H91V165H90ZM90 166H89V167H90ZM93 166H94V164H93ZM96 166H97V164H96ZM107 166H108V165H107ZM114 166H116V165H114ZM117 166H119V165H117ZM126 166H127V165H126ZM126 166H125V167H126ZM147 166H149V165H147ZM12 167H13V166H12ZM98 167H99L100 169L103 168V167H100V165H99V161H98ZM111 167H112V166H111ZM120 167L123 168L122 166H120ZM125 167H124V168H125ZM129 167H130V165L128 166V168H129ZM162 167H163V166H162ZM0 168H1V167H0ZM15 168H17V167H15ZM91 168H92V167H91ZM96 168H97V167H96ZM105 168H106V166H105ZM112 168H113V167H112ZM121 168H120V169H121ZM139 168H141V166H139ZM186 168H187V167H186ZM3 169H2V170H3ZM93 169H94V168H93ZM93 169H92V170H93ZM97 169H98V168H97ZM107 169H108V168H107ZM126 169H127V168H126ZM134 169H136V168H134ZM144 169H145V168H144ZM238 169H239V168H238ZM5 170L8 171V169H5ZM5 170H4V171H5ZM16 170H17V169H16ZM21 170H22V169H21ZM89 170H90V169H89ZM102 170H103V169H102ZM113 170H115V169H113ZM124 170H125V169H124ZM124 170H123V172H124ZM129 170H132V169H129ZM129 170H128V171H129ZM147 170H148V169H147ZM187 170H188V168H187ZM14 171H15V170H14ZM61 171H62V170H61ZM78 171H79V170H78ZM106 171H107V170H106ZM62 172H63V171H62ZM84 172H85V171H84ZM84 172H83V173H84ZM86 172H87V171H86ZM96 172H97V171H96ZM99 172H100V171H99ZM101 172H102V171H101ZM101 172H100V173H101ZM121 172H122V171H121ZM129 172H130V171H129ZM144 172H145V171H144ZM147 172H148V171H147ZM149 172H150V171H149ZM94 173H95V172H94ZM94 173H93V174H94ZM104 173H105V171H104ZM109 173H110V172H109ZM142 173H143V172H142ZM95 174H96V173H95ZM95 174H94V178L97 176V175H95ZM98 174H99V173H98ZM102 174H103V173H102ZM102 174H100V175H102ZM106 174H107V173H106ZM106 174H105V176H106ZM116 174H117V173H116ZM118 174H119V173H118ZM118 174H117V175H118ZM2 175H3V173H2ZM72 175H73V174H72ZM78 175H80V174H78ZM78 175H76V176H78ZM110 175H111V174H110ZM113 175H114V173H113ZM113 175H112V178H113ZM126 175H127V173H126ZM132 175H134V174H132ZM154 175H155V174H154ZM50 176H51V175H50ZM91 176H92V178H93V175H91ZM98 176H99V175H98ZM98 176H97V177H98ZM17 177H18V176H17ZM72 177H73V176H72ZM85 177H86V175H85ZM88 177H89V175H88ZM97 177H96V178H97ZM102 177H104V176L102 175ZM116 177H117V176H116ZM129 177H130V176H129ZM134 177H135V176H134ZM136 177H137V176H136ZM149 177H150V176H149ZM153 177H154V176H153ZM155 177H156V176H155ZM155 177H154V178H155ZM157 177H158V176H157ZM75 178H76V177H75ZM96 178H95V179H96ZM110 178H111V177H110ZM123 178H124V177H123ZM144 178H145V177H144ZM144 178H143V179H144ZM150 178H151V177H150ZM69 179H70V178H69ZM77 179H78V178H77ZM77 179H76V180H77ZM100 179H101V177H100ZM100 179H99V181H101ZM103 179H104V178H103ZM147 179H148V178H147ZM201 179H202V178H201ZM82 180H83V179H82ZM90 180H92V179H90ZM106 180H107V179H106ZM113 180H114V179H113ZM113 180H111L112 182H111V181H110V182L113 183ZM118 180H119V178H118ZM120 180H121V179H120ZM130 180H131V179H130ZM135 180H136V179H135ZM154 180H155V179H154ZM10 181H11V180H10ZM41 181H42V180H41ZM73 181H74V180H73ZM97 181H98V180H97ZM137 181H138V180H137ZM151 181H152V179H151ZM207 181H208V180H207ZM43 182H44V181H43ZM71 182H72V181H71ZM74 182H75V181H74ZM93 182H94V181H93ZM93 182H91V183L88 182V183H87V181H86V183L89 184V186H90V184H92ZM104 182H105V185H106V183H108V182L105 181V180H104ZM128 182H129V181H128ZM147 182H148V181H147ZM40 183H41V182H40ZM45 183H46V182H45ZM76 183H77V182H76ZM76 183H75V184H76ZM78 183H79V182H78ZM78 183H77V184H78ZM102 183H103V182H102ZM124 183H125V182H124ZM129 183H130V182H129ZM148 183H149V182H148ZM153 183L155 184V182H153ZM9 184H10V183H9ZM15 184H16V183H15ZM42 184H43V183H42ZM83 184H84V183H83ZM87 184H86V185H87ZM93 184H95V183H93ZM93 184H92V185H93ZM97 184H98V183H97ZM97 184H96V185H97ZM109 184H110V183H109ZM7 185H8V184H7ZM38 185H39V183L37 184V186H38ZM86 185H85V186H84V185H77L76 188H77V190H79V192L81 191L82 193H86V192L88 191V187H86ZM99 185H101V183H100ZM110 185H111V184H110ZM132 185H133V184H132ZM138 185H139V184H138ZM138 185H135V186H138ZM159 185H160V184H159ZM31 186H32V185H31ZM66 186L68 187V185H66ZM74 186H75V185H74ZM74 186H72V187H74ZM94 186H95V185H94ZM97 186H98V185H97ZM107 186H108V185H107ZM118 186H119V184H118ZM125 186H126V185H125ZM125 186H124V187H125ZM127 186H129V185H127ZM135 186H134V187H135ZM149 186H150V184H149ZM153 186H154V185H153ZM160 186H161V185H160ZM2 187H4V185H3ZM38 187H39V186H38ZM38 187H36V188H37V189H40V188H38ZM40 187H41V185H40ZM67 187H66V188H67ZM69 187H70V185H69ZM69 187H68V189H69ZM98 187H99V186H98ZM98 187H97V188H98ZM100 187H101V186H100ZM114 187H115V185H114ZM120 187H121V184H120ZM150 187H151V186H150ZM34 188H35V187H34ZM74 188H75V187H74ZM97 188H96V189H97ZM101 188H102V187H101ZM105 188H106V186H105ZM121 188H122V187H121ZM128 188H130V187H128ZM143 188H144V187H143ZM151 188H152V187H151ZM72 189H73V188H72ZM91 189H93V188L91 187L90 190H91ZM99 189H100V188H99ZM107 189L110 190V188H107ZM34 190H35V189H34ZM40 190H41V189H40ZM103 190H104V188H103ZM112 190H113V189H112ZM122 190H123V189H122ZM5 191H6V190H5ZM32 191H33V189H32ZM35 191H36V190H35ZM73 191H74V190H73ZM75 191H76V190H75ZM100 191H101V190H99V192H100ZM126 191H127V190H126ZM126 191H125V193H126ZM136 191H137V190H136ZM210 191H211V190H210ZM29 192H30V191H29ZM64 192H65V191L63 190V193H64ZM76 192H77V191H76ZM81 192H80V193H81ZM88 192H89V191H88ZM88 192H87L86 194H88ZM114 192H115V191H114ZM121 192H122V191H121ZM132 192H133V191H132ZM63 193H62V194H63ZM65 193H66V192H65ZM80 193H79V194H80ZM112 193H113V192H112ZM129 193H130V192H129ZM0 194H1V193H0ZM30 194H31V197H33V196H32L33 194H32V193H30ZM94 194H95V193H94ZM94 194H93V192H92V195H94ZM106 194H107V193H106ZM118 194L120 195V192H118ZM118 194H117V197H118ZM131 194H132V193H131ZM28 195H29V194H28ZM65 195H66V194H64V196H65ZM69 195H70V194H69ZM90 195H91V194H90ZM34 196H35V195H34ZM50 196H51V195H50ZM70 196H71V195H70ZM82 196H84V195H82ZM85 196H86V195H85ZM88 196H89V195H88ZM99 196H100V195H99ZM108 196H109V194H108ZM115 196H116V195H115ZM142 196H143V195H142ZM74 197H75V196H74ZM90 197L93 198L92 196H90ZM90 197H89V199H90ZM103 197H105V195H104ZM121 197H122V196H121ZM61 198H62V196H61ZM65 198H67V195L65 196ZM69 198H70V197H69ZM71 198H72V197H71ZM85 198H87V197H85ZM105 198H106V197H105ZM110 198H112V197L110 196ZM113 198H114V196H113ZM149 198H150V197H149ZM62 199H63V198H62ZM73 199H74V198H73ZM77 199H79V198H77ZM77 199H76V200H77ZM94 199H95V198H94ZM66 200H68V199H66ZM109 200H110V199H109ZM121 200H123V199L121 198ZM61 201H62V200H61ZM64 201H65V199H64ZM85 201H88V200H85ZM85 201H84V202H85ZM107 201H108V200H107ZM117 201H119V200H117ZM71 202H72V201H71ZM80 202H81V200H80ZM82 202H83V199H82ZM101 202H102V201H101ZM115 202H116V201H115ZM72 203H73V202H72ZM89 203H90V201H89ZM141 203H142V202H141ZM33 204H34V202L32 203V205H33ZM35 204H36V202H35ZM37 204H38V203H37ZM87 204H88V203H87ZM136 204H137V203H136ZM93 205H94V204H93ZM103 205H104V204H103ZM113 205H114V204H113ZM113 205H112V206H113ZM116 205H117V203H116ZM118 205H119V204H118ZM121 205H122V203H121ZM133 205H134V204H133ZM152 205H153V204H152ZM79 206H80V203H79ZM84 206H85V205H83V207H84ZM89 207H92L91 204H90ZM120 207H121V206H120ZM126 207H127V206H126ZM151 207H152V206H151ZM32 208H33V207H32ZM67 208H68V207H67ZM78 208H79V207H78ZM78 208H77V210L79 211ZM87 208H88V206H87ZM105 208H106V207H105ZM113 208H114V206H113ZM115 208H116V207H115ZM74 209H76V208H74ZM90 209H91V208H90ZM90 209H89V210H90ZM95 209H96V207H95ZM123 209H124V208H123ZM42 210H43V209H42ZM69 210H70V208H69ZM92 210H93V209H92ZM96 210H97V209H96ZM100 210H101V209H100ZM116 210H117V209H116ZM130 210H131V209H130ZM149 210H151V209H149ZM26 211H27V210H26ZM26 211H25V212H26ZM64 211H66V210H64ZM67 211H68V210H67ZM81 211H82V210H81ZM94 211H95V210H94ZM107 211H108V209H107ZM110 211H111V210H110ZM119 211H120V210H119ZM84 212H85V210H84ZM101 212H102V211H101ZM114 212H115V211H114ZM125 212H126V211H125ZM76 213H77V212H76ZM95 213H96V212H95ZM95 213H94V216H93V217L91 216V218H95ZM102 213H103V212H102ZM108 213H109V212H108ZM127 213H128V212H127ZM63 214H64V213H63V211H62V215H63ZM81 214H82V213H81ZM89 214H91V212H90ZM89 214H88L86 217H88ZM113 214H114V216H115V213H113ZM113 214H112V215H113ZM141 214H142V213H141ZM144 214H145V212H144ZM77 215H78V214H77ZM97 215H98V214H97ZM110 215H111V213H110ZM110 215H107V216H110ZM127 215H128V214H127ZM127 215H126V216H127ZM145 215H146V214H145ZM51 216H52V215H51ZM82 216H84V215H82ZM107 216H105V217L107 218ZM131 216H132V215H131ZM66 217H67V216H66ZM115 217H116V216H115ZM121 217H122V216H121ZM127 217H128V216H127ZM116 218H117V217H116ZM86 219H87V218H86ZM102 219H103V218H102ZM136 219H137V218H136ZM62 220H63V219H62ZM79 220H80V218H79ZM106 220H107V219H106ZM123 220H124V219H123ZM125 220H127V219H125ZM125 220H124V221H125ZM130 220H131V219H130ZM67 221H68V220H67ZM72 221H73V220H72ZM75 221H76V220H75ZM77 221H78V220H77ZM84 221H85V220H84ZM86 221H88V220H86ZM91 221H92V220H91ZM95 221H96V220H95ZM124 221H123V222H124ZM191 221H192V220H191ZM101 222H102V221H101ZM105 222H106V221H105ZM107 222H108V221H107ZM120 222H121V221H120ZM125 222H126V221H125ZM132 222H133V221H132ZM61 223H62V222H61ZM112 223H113V221L111 222V224H112ZM133 223H134V222H133ZM68 224H69V223H68ZM87 224H88V222H87ZM90 224H91V223H90ZM94 224H95V223H94ZM105 224H106V223H105ZM118 224H119V223H118ZM127 224H128V221H127ZM129 224H130V223H129ZM129 224H128V225H129ZM60 225H61V224H60ZM96 225H97V224H96ZM96 225H94V226L97 228L98 226H96ZM103 225H104V223H103ZM65 226H66V225H65ZM79 226H80V225H79ZM83 226H84V225H83ZM83 226H82V227H83ZM99 226H101V225H100V222H99ZM106 226H107V224H106ZM125 226H126V225H125ZM66 227H67V226H66ZM86 227H87V226H86ZM92 227H93V226H92ZM116 227H117V226H116ZM116 227H115V228H116ZM98 228H99V227H98ZM199 228H200V227H199ZM208 228H209V227H208ZM99 229H101V228H99ZM107 229H108V228H107ZM107 229H106V230H107ZM204 229H205V228H204ZM39 230H40V229H39ZM83 230H84V229H83ZM85 230H86V229H85ZM92 230H93V229H92ZM92 230H91V231H92ZM95 230H96V229H95ZM197 230H198V228H197ZM62 231H63V230H62ZM102 231H103V230H102ZM111 231H112V230H111ZM111 231L109 230L110 233H111ZM117 231H118V230H117ZM52 232H53V231H52ZM58 232H59V231H58ZM95 232H96V231H95ZM97 232H98V231H97ZM105 232H106V234H108L107 231H105ZM60 233H61V232H60ZM68 233H69V232H68ZM101 233H103V232H101ZM197 233H198V232H197ZM202 233H203V232H202ZM64 234H65V233H64ZM90 234H91V233H90ZM111 234H112V233H111ZM191 234H192V233H191ZM52 235H53V234H52ZM57 235H58V234H57ZM72 235H73V234H72ZM99 235H100V234H99ZM183 235H184V234H183ZM199 235H200V234H199ZM61 236H62V235H60V237H61ZM92 236H93V235H91V237H92ZM96 236H97V235H96ZM104 236H106V235H104ZM109 236H110V235H109ZM109 236H108V237H109ZM63 237H64V236H63ZM85 237H86V236H85ZM101 237H102V236H101ZM101 237L99 236L100 239H101ZM184 237H186V236H184ZM44 238H45V237H44ZM67 238H68V237H67ZM67 238H66V239H67ZM70 238H71V237H70ZM92 238H93V237H92ZM96 238H98V237H95V239H96ZM104 238H105V237H104ZM104 238H103V239H104ZM109 238H111V237H109ZM169 238H171V237H169ZM46 239H47V237H46ZM90 239H91V238H89V240H90ZM180 239H182V238H180ZM180 239H179V240H180ZM62 240H63V239H62ZM87 240H88V239H87ZM93 240H94V239H93ZM98 240H99V239H98ZM171 240H172V239H171ZM171 240H170V241H171ZM184 240H185V239H184ZM184 240H183V241H184ZM187 240H189V239L187 238ZM199 240H200V239H199ZM36 241H37V239H36ZM64 241H65V240H64ZM91 241H92V240H91ZM91 241H90V242H91ZM96 241H97V239H96ZM99 241H102V240H99ZM103 241H104V240H103ZM109 241H110V240H109ZM168 241H169V240H168ZM40 242H41V241H40ZM48 242H49V241H48ZM65 242H66V241H65ZM65 242H64V243H65ZM176 242H177V241H176ZM179 242H180V241H179ZM179 242H178V245H179ZM185 242H186V241H185ZM86 243H87V242H86ZM105 243H108V242H105ZM194 243H195V242H194ZM91 244H93V243H91ZM169 244H170V242H169ZM44 245H46V244H44ZM47 245H48V243H47ZM103 245H105V244H103ZM199 245H200V244H199ZM223 245H224V244H223ZM50 246H51V245H50ZM71 246H72V245H71ZM71 246H70V247H71ZM96 246H97V245H96ZM46 247H47V246H46ZM55 247H57V246H55ZM98 247H99V246H98ZM166 247H167V246H166ZM172 247H174V245H173ZM172 247H171V248H172ZM176 247H177V246H176ZM176 247H175V248H176ZM178 247L180 248V246H178ZM178 247H177V248H178ZM196 247H197V246H196ZM203 247H204V246H203ZM42 248H43V247H42ZM62 248H64V247H62ZM71 248H72V247H71ZM77 248H78V247H77ZM77 248H76V249H77ZM161 248H162V247H161ZM164 248H165V247H164ZM164 248H163V249H164ZM54 249H55V248H54ZM167 249L169 250V245H168V248H167ZM172 249H173V252H174V251H177L176 249L174 250V248H172ZM202 249H203V248H202ZM70 250H71V249H70ZM220 250H221V249H220ZM77 251H78V250H77ZM79 251H80V250H79ZM81 251H82V250H81ZM90 251H91V250H90ZM98 251H99V250H98ZM98 251H97V252H98ZM100 251H101V250H100ZM104 251H106V250H104ZM104 251H103V252H104ZM165 251H166V250H165ZM169 251H171V249H170ZM198 251H199V250H198ZM208 251H209V250H208ZM59 252H60V251H59ZM63 252H64V250H63ZM66 252H67V251H66ZM101 252H102V251H101ZM106 252H107V251H106ZM167 252H168V251H167ZM217 252H218V251H217ZM72 253H73V252H72ZM75 253H76V252H75ZM108 253H109V252H108ZM163 253H164V252H163ZM168 253L171 254L170 252H168ZM189 253H192V251L190 250V251L188 252V254H189ZM201 253H202V251H201ZM206 253H207V252H206ZM212 253H213V252H212ZM64 254H65V253H64ZM66 254H67V253H66ZM76 254H77V253H76ZM102 254H103V253H102ZM102 254H101V255H102ZM106 254H107V253H106ZM147 254H148V253H147ZM159 254H160V253H159ZM192 254H193V253H192ZM104 255H105V254H103V257H104ZM107 255H108V254H107ZM152 255H153V254H152ZM164 255H165V254H164ZM171 255H172V254H171ZM177 255H178V253H177ZM200 255H201V254H200ZM202 255H203V253H202ZM202 255H201V256H202ZM81 256H82V255H81ZM81 256H78V258L81 257ZM88 256H89V254L86 256V258H87ZM162 256H163V255H162ZM162 256H161V257H162ZM185 256H187V255H185ZM188 256H189V255H188ZM190 256H191V254H190ZM190 256H189V257H190ZM213 256H214V255H213ZM64 257H65V256H64ZM97 257H99V256L97 255ZM100 257H101V256H100ZM157 257H158V256H157ZM172 257H173V256H172ZM182 257H184V256H182ZM189 257H188V258H189ZM202 257H203V256H202ZM207 257H208V256H207ZM210 257H212V256H210ZM222 257H223V256H222ZM71 258H72V257H71ZM76 258H77V257H76ZM76 258H75V259H76ZM81 258H82L81 262H83V260H84V259H83V256H82ZM167 258H168V257H167ZM184 258H185V257H184ZM186 258H187V257H186ZM191 258H193V256H191ZM87 259H88V261L90 262V258H87ZM87 259H86V260H87ZM162 259H163V258H162ZM165 259H166V258H165ZM182 259H183V258H182ZM182 259H181V260H182ZM200 259H201V258H200ZM202 259H203V258H202ZM70 260H73V259H70ZM70 260H69V261H70ZM101 260H102V257H101ZM176 260H177V259H176ZM176 260H175V262L178 263V260H177V261H176ZM181 260H179V261L182 262ZM185 260H187V259H185ZM193 260H194V258H193ZM193 260H192V261H193ZM198 260H199V259H198ZM214 260H215V259H214ZM92 261H93V260L91 259V262H90V263H92ZM192 261H191V262H192ZM220 261H221V260H220ZM43 262H44V261H43ZM63 262H64V260H63ZM63 262H62V263H63ZM78 262H79V259H78ZM85 262H86V261H85ZM85 262H84V264H85ZM163 262H164V261H163ZM180 262H179V263H180ZM187 262H190V261L188 260ZM191 262H190V264H191ZM193 262H194V261H193ZM197 262H198V261H197ZM197 262L195 261L194 263H197ZM201 262H202V261H201ZM94 263H95V262H94ZM179 263H178V264H179ZM204 263H205V262H204ZM204 263H202V264H204ZM58 264H59V263H58ZM96 264H99V263H96ZM171 264H172V263H171ZM180 264H182V263H180ZM183 264H184V263H183ZM185 264H189V263H186V262H185ZM198 264H199V262H198Z\"/></svg>", "mask_w": 264, "mask_h": 264}]
</instances>
